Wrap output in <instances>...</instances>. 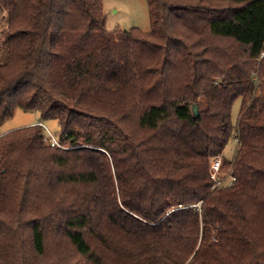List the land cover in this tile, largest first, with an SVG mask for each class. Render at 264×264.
<instances>
[{
  "label": "trees",
  "instance_id": "16d2710c",
  "mask_svg": "<svg viewBox=\"0 0 264 264\" xmlns=\"http://www.w3.org/2000/svg\"><path fill=\"white\" fill-rule=\"evenodd\" d=\"M147 2L0 0V264H264V0Z\"/></svg>",
  "mask_w": 264,
  "mask_h": 264
},
{
  "label": "rangeland",
  "instance_id": "374dc122",
  "mask_svg": "<svg viewBox=\"0 0 264 264\" xmlns=\"http://www.w3.org/2000/svg\"><path fill=\"white\" fill-rule=\"evenodd\" d=\"M104 10L106 12L107 20L106 26L109 30L115 29H129L131 27H139L143 31H149L151 29V22L149 16V7L147 0H103ZM7 26L5 13H0V52L4 50V38L5 29ZM1 56V55H0ZM240 99L236 100L233 105L232 120L235 124L240 109ZM40 119V113L35 109L25 110L23 108H17L15 112L2 123H0V136L6 132L26 126L34 121ZM46 125L51 132L58 137L60 134V126L57 120L46 121ZM60 141V139H59ZM61 144V141H60ZM237 148V142L231 139L227 144L224 155L230 161L233 160L235 151ZM224 155H218L224 160ZM222 174L229 172V168L232 166V162L226 163L225 161Z\"/></svg>",
  "mask_w": 264,
  "mask_h": 264
},
{
  "label": "built area",
  "instance_id": "2783aa9c",
  "mask_svg": "<svg viewBox=\"0 0 264 264\" xmlns=\"http://www.w3.org/2000/svg\"><path fill=\"white\" fill-rule=\"evenodd\" d=\"M48 131V142L52 145H58L60 146V141L58 139V137H56L49 128H47ZM237 142L238 145V140H235ZM236 152V151H235ZM224 160L222 159V157L220 156H216L212 159L211 162V168H210V173H211V178L214 180V185L213 187H220L223 185H231L234 183L236 177L233 174V163L232 166L229 168V172H227L226 174H222V168L224 165Z\"/></svg>",
  "mask_w": 264,
  "mask_h": 264
},
{
  "label": "crops",
  "instance_id": "0c3cea01",
  "mask_svg": "<svg viewBox=\"0 0 264 264\" xmlns=\"http://www.w3.org/2000/svg\"><path fill=\"white\" fill-rule=\"evenodd\" d=\"M40 120V119H39ZM39 120H37V121H34V122H32L31 124H33V123H37V122H39Z\"/></svg>",
  "mask_w": 264,
  "mask_h": 264
},
{
  "label": "water",
  "instance_id": "95a60500",
  "mask_svg": "<svg viewBox=\"0 0 264 264\" xmlns=\"http://www.w3.org/2000/svg\"><path fill=\"white\" fill-rule=\"evenodd\" d=\"M194 111H196V106H194Z\"/></svg>",
  "mask_w": 264,
  "mask_h": 264
}]
</instances>
